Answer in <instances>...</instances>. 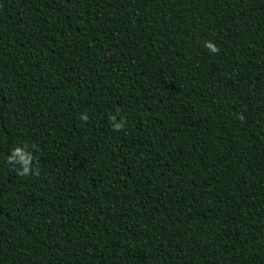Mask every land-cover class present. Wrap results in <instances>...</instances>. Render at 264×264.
Returning a JSON list of instances; mask_svg holds the SVG:
<instances>
[{
    "label": "trees",
    "instance_id": "obj_1",
    "mask_svg": "<svg viewBox=\"0 0 264 264\" xmlns=\"http://www.w3.org/2000/svg\"><path fill=\"white\" fill-rule=\"evenodd\" d=\"M0 264H264V0H0Z\"/></svg>",
    "mask_w": 264,
    "mask_h": 264
},
{
    "label": "clouds",
    "instance_id": "obj_2",
    "mask_svg": "<svg viewBox=\"0 0 264 264\" xmlns=\"http://www.w3.org/2000/svg\"><path fill=\"white\" fill-rule=\"evenodd\" d=\"M206 47L209 48L210 51L215 52L217 49L216 47L211 43H206ZM114 128L119 130L122 127L121 123H114ZM10 160L18 161L21 165L20 168V174L26 175L30 170V163L29 160L32 159L31 155L24 152L23 149L20 147H16L12 150L11 156L9 157Z\"/></svg>",
    "mask_w": 264,
    "mask_h": 264
}]
</instances>
